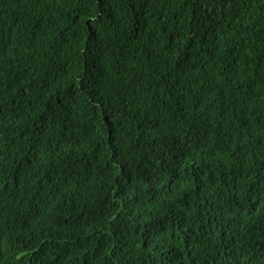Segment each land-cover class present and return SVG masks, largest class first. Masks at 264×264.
I'll return each instance as SVG.
<instances>
[{
    "label": "trees",
    "instance_id": "obj_1",
    "mask_svg": "<svg viewBox=\"0 0 264 264\" xmlns=\"http://www.w3.org/2000/svg\"><path fill=\"white\" fill-rule=\"evenodd\" d=\"M0 264H264V0H0Z\"/></svg>",
    "mask_w": 264,
    "mask_h": 264
}]
</instances>
